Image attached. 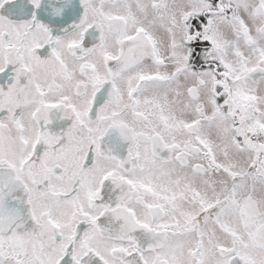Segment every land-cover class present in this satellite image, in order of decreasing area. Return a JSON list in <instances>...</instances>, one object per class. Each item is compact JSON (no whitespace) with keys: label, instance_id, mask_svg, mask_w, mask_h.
<instances>
[{"label":"snow or ice","instance_id":"1","mask_svg":"<svg viewBox=\"0 0 264 264\" xmlns=\"http://www.w3.org/2000/svg\"><path fill=\"white\" fill-rule=\"evenodd\" d=\"M0 264H264V0H0Z\"/></svg>","mask_w":264,"mask_h":264}]
</instances>
